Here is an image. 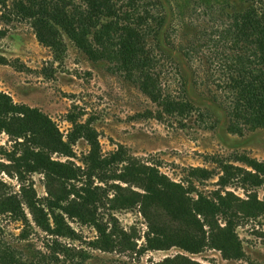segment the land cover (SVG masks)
<instances>
[{"label":"rangeland","instance_id":"374dc122","mask_svg":"<svg viewBox=\"0 0 264 264\" xmlns=\"http://www.w3.org/2000/svg\"><path fill=\"white\" fill-rule=\"evenodd\" d=\"M15 1L0 0V57L8 61L0 64V93L45 114L63 141L72 130L67 116L73 114L80 122L90 121L103 155L122 145L176 182L192 167L219 172L212 158L238 166L242 164L233 161L236 154L264 161V128L242 126V133L231 129L236 57L252 55L235 33L233 14L246 8L239 0H227L230 5L223 0H110L117 15L92 27L89 40L94 41V31L101 26L115 42L143 32L142 57L150 64L146 73L125 70L109 59H92L66 35V54L63 61H55L51 49L38 41L32 21L16 15ZM68 1L72 8L83 6L81 0ZM165 101L189 102L192 109L172 114ZM22 149L7 133L0 134V202L16 199L30 221L25 226L0 215L6 264H264V216L240 221L241 259H227L208 245L197 253L168 244L152 249L148 239L159 236L208 242V228L200 226L201 216V223L186 219L183 198L174 199L175 209L163 196L151 199L143 210L127 207L123 199L139 201L141 187L120 180L101 182L94 176L61 181L25 165ZM44 151L52 161L84 170L90 146L80 139L71 157ZM217 182L214 176L196 185L210 195L219 188ZM227 190L246 199L236 184ZM258 192L262 198L264 188ZM50 202L74 207L88 219L53 211Z\"/></svg>","mask_w":264,"mask_h":264},{"label":"trees","instance_id":"16d2710c","mask_svg":"<svg viewBox=\"0 0 264 264\" xmlns=\"http://www.w3.org/2000/svg\"><path fill=\"white\" fill-rule=\"evenodd\" d=\"M200 3H210V0H195ZM220 1V0H217ZM246 8L234 12V27L238 43L246 45L251 50V56L245 58L242 54L236 57L237 69L233 76V86L236 91V102L230 116L233 121L232 131L242 133V126L256 130L264 128V0H239ZM222 3L230 5L223 0ZM74 7L68 0H16L14 7L16 15L21 19L31 20L38 41L51 49L55 61L61 62L67 47L63 36L66 35L92 59H109L117 62L125 70H136L146 73L150 66L147 57H142L140 40L144 33H129L115 42L107 36V30L102 28L94 31L93 42L90 41L91 28L97 27L99 21L107 16L117 15L110 0H81V5ZM73 9V10H72ZM72 11V12H71ZM144 19L140 18V22ZM107 26V25H105ZM128 32L130 29H124ZM124 34V33H122ZM0 64L8 61L0 57ZM169 113H188L192 107L189 102H167L164 104ZM67 121L72 130L65 142L52 121L38 109L27 105L16 104L10 96L0 93V134L5 132L22 146L21 157L25 165L44 170L47 175L57 176L62 181H78L80 177L91 179L93 176L101 182L120 180L132 183L143 190L137 193L139 201L123 199L124 206H140L146 208V203L157 196H163L175 209L174 199L183 198L187 203L188 218L203 222L202 228H208V242L203 239L171 238L159 236L148 239L149 247L157 249L163 245H177L189 252L197 253L205 245L218 248L227 259L244 257L237 227L241 220L257 219L264 216V196L260 198L258 190L264 188V161H259L246 154H236L233 161L242 164L235 165L232 161L222 158H212L219 172L207 168H190L182 182H176L162 173L156 166L149 165L129 154L124 146L103 155L98 141L97 132L90 121L80 122L76 116L69 114ZM80 139H85L90 151L85 156L83 164L86 168H67L66 165L52 161L44 151L50 149L71 157L72 146ZM22 140V141H20ZM218 177V189L205 195L198 190L197 183ZM186 183V185H185ZM238 185L246 193V199L227 190L231 185ZM196 194L197 198L192 195ZM118 197V195H117ZM51 209H61L71 217L78 216L83 221L87 217L75 211L74 207H62L59 203L50 202ZM8 214L25 226L30 221L14 198L9 197L0 202V215ZM91 222L100 231L95 218ZM57 223V220L55 219ZM62 229V228H60ZM59 233L64 232L62 230ZM264 236V234H263ZM107 244V236H103ZM7 249L0 248V264H6Z\"/></svg>","mask_w":264,"mask_h":264}]
</instances>
